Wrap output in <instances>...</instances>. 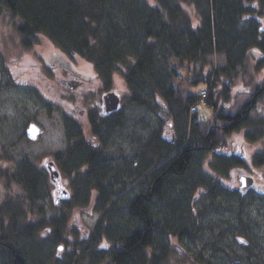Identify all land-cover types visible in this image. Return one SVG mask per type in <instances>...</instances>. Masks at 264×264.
<instances>
[{
    "label": "trees",
    "instance_id": "16d2710c",
    "mask_svg": "<svg viewBox=\"0 0 264 264\" xmlns=\"http://www.w3.org/2000/svg\"><path fill=\"white\" fill-rule=\"evenodd\" d=\"M255 2H263V5L258 6ZM262 6L264 8V0H0V13L6 9L14 18L21 19L18 29L25 34L26 40L43 33L64 51L93 59L105 74L120 63L125 80L133 91V100L148 103L143 94L146 89L153 88L156 106L166 107L176 116L184 110L198 107L200 95L192 94L187 100L175 95L171 79L176 77L178 70L169 60L198 62L204 67L209 64L210 55L224 54L226 62L220 68L222 75L236 73L245 66L251 54L264 60V23L261 20L264 12L261 19L256 15L247 17L253 10L260 13ZM165 57L167 61L163 63ZM203 75L193 83L201 80L210 83L211 75L208 78ZM251 92L250 102L232 115L219 102L215 90L205 89L202 94L205 98L209 96L206 103L213 110V122L210 118H202L189 126L192 134L187 132L184 137L170 143L162 138L160 129L156 130L147 140L152 155L149 148L141 145V156H131L133 159H128L130 167L125 161L126 166L123 170L117 169V175L115 166L109 165L101 150L84 139L77 140L73 151L63 155L73 157L75 168L68 166V169L75 174L74 181L84 178L74 183L77 187L72 186L73 201L78 206L94 203L95 212L100 213L98 229L92 239L105 241L107 238L105 244L122 250L120 257L127 258L125 262L137 258L138 264H166L168 247L165 244L159 246V235L167 232L169 234L165 238L191 237L186 229L177 226L184 206L179 195L185 182L189 183L187 175L192 176L198 155L214 151L228 134L252 125L249 114L264 99V83L256 85ZM226 98H229L228 93ZM93 126V134L100 139L103 135L101 127L96 121ZM189 134L191 137L187 140L185 137ZM163 146L169 151H157ZM154 152L161 154L156 156ZM243 155L240 149L220 155L217 160V170L221 175L219 181L234 179L235 173L232 174L231 170H238L239 176L248 173L239 167L248 165ZM254 161L264 167V153L254 157ZM27 163L21 168L15 167L1 179L6 182L4 188L11 185L10 180H15L24 189L25 194L19 197L26 201V218L28 214H38L43 218L46 213L45 195L40 188L46 185L48 177L35 169L31 162ZM125 170H130L132 175H121ZM192 177L195 180L196 174ZM193 185L195 187L197 183ZM125 194L134 196L125 202ZM3 201L0 203V264H43L42 249L33 244L26 246L27 238L37 236L46 226L44 237L49 239L45 243L50 240L56 244L63 242L71 209H64L60 204L65 200L57 203L54 199L49 206H59L62 213L60 211L49 223L44 217L38 227L40 230L27 220L23 228L17 224L19 229L16 230V224L5 226L2 216L12 203V197H5ZM69 201L70 198L66 200L68 205L72 200ZM9 213L14 214L15 219L24 215L10 210ZM130 220L133 222L126 234L124 224ZM160 227L165 229L160 231ZM21 229L27 238L23 236L20 239L17 235ZM165 238L164 243H167ZM54 258L60 264L59 257ZM72 260L73 256L65 262Z\"/></svg>",
    "mask_w": 264,
    "mask_h": 264
},
{
    "label": "rangeland",
    "instance_id": "374dc122",
    "mask_svg": "<svg viewBox=\"0 0 264 264\" xmlns=\"http://www.w3.org/2000/svg\"><path fill=\"white\" fill-rule=\"evenodd\" d=\"M255 3L258 6L263 5V2ZM259 11L260 13L258 10H253L251 14L248 13L247 17L256 15L261 19V14L264 12L263 6ZM249 20L252 18L250 17ZM261 20L264 23V17ZM20 22V18H14L6 9L0 13V198L12 197V203L7 207L4 205L6 209L2 213L3 219L5 218V226L19 224L23 228L25 220H27L37 229L41 226L44 217L49 223L50 219L59 215L60 211L62 213V208L59 206L58 208L49 206V203H54L56 198L51 178L48 177L46 185L43 186V189L40 188L41 193L45 195L43 200L46 208L45 216L42 218L38 214H28V218H26V201L25 199L20 200L19 197V195L25 194L24 189L15 180H10L11 185L4 188L6 182L1 177H7V172L14 171L15 167L21 168L27 162V164L31 162L35 169L38 168L39 171H42L45 160L53 159L54 154L66 152L70 143V135L73 141L84 139L88 143L97 142L98 137L95 138L93 132L90 131L86 117H77L72 113L71 106L67 102L64 103L65 100L61 102L60 99L62 93H64V98L71 97L73 94L70 92L77 93L82 100L78 106L86 109L91 107L95 109L93 112H98L96 100H101L102 97L96 95L95 89H88L85 91L88 93L85 94L71 91L60 81L51 77L47 79V83L44 82V76H51V69H54V64L62 56V52L73 63L74 69L89 79L96 74V63L93 59L64 51L43 33L33 37L32 40H26L25 34H22L18 29ZM208 59L210 60L209 64L204 67L198 62L180 63L176 59L169 60L170 64L178 70L176 77L171 79L175 95L187 100L192 94L201 96L205 89L212 88V91L215 90L216 95H219V102L227 107L230 114L234 115L250 102L252 88L264 83V60L251 54L245 66L239 68L236 73L222 75L220 68L225 65V55L217 53L210 55ZM163 61L165 63L167 58L165 57ZM122 67L118 63L115 67L116 71L111 75V88L122 97L120 124L117 129L114 127L115 130L112 129L113 126L104 129L103 135L99 139L101 154L109 160V165L115 166L116 172L123 170L122 168L127 164L130 167L131 162L128 159H133L131 156L135 154L138 155V158L141 156L140 154L143 152V150H139L141 145L146 149L149 148V154L152 155L151 145L147 140L151 139L152 133L156 130L160 129L162 138L170 143L178 140L187 132L189 133V126L202 118H210L213 122V110L206 103L209 96L206 97L207 99L204 97V102L202 101L203 97L198 96V107L189 108V111L184 110L176 116L168 111V108L156 106V98L152 95L153 88L144 91L143 97L147 98L148 103L143 104L133 100L131 98L133 91L125 80ZM40 72L43 74L41 80L38 78ZM203 74H206L207 78L211 75L210 83L202 80V82L193 83L198 77H204ZM51 85L56 86L57 99L53 98L54 96L49 91ZM227 93L229 98L225 99ZM86 99L89 101L85 102ZM64 112L66 117L68 115L75 116L73 117L76 118L78 124H75L73 129L66 128ZM249 115L252 118L250 127L247 129L244 127L228 134L214 151H209L204 156L198 155L192 169L193 174H196L195 180L192 177L193 174L192 176L187 175L190 179L189 183L185 182L181 195H179L181 200H184V206L180 212L182 213L181 222L177 226L186 229L191 237L165 238L169 234L167 232H164L165 234L162 236L159 235V246L163 247L165 244L168 247L166 264H264V236L258 239L252 237L251 240L245 238L244 235L249 233L245 228V223H249V221L242 222L234 218L235 215L236 217L240 215L239 219H241L250 214L256 218L262 216L261 219L264 220V167L256 165L254 161V157L264 153V99L258 102L256 108L252 109ZM32 121L37 122L44 130L36 140L30 138L27 133L30 128L29 123ZM104 136L110 141L106 142ZM237 149L244 153V159L248 162V165L239 167L254 178L255 189L246 191L247 188H240V177L244 173L239 176L240 172L236 169L231 170L232 174L235 173L234 179L219 181L221 175L217 170V160L222 153ZM123 174L132 175L130 170H125L124 173H121V175ZM111 178L113 177L111 176ZM72 179L74 181L75 174ZM83 179L80 177L78 180L83 181ZM78 180L74 183L80 182ZM194 183L200 185L194 187ZM74 187H77V184H74ZM124 196L123 200L127 202L134 195L125 194ZM70 201L69 205L66 200L62 203L64 209H71L72 212L68 216L70 222L62 243L56 244L51 240L45 243L49 239L44 237L46 226L43 227V230L38 228L40 231L33 239L25 237V231L22 229L17 235L20 236V239L23 236L28 239H25L27 240L26 246L33 244L36 248L42 249L43 264H49L51 260L54 264L56 258H51L58 256L57 249L60 245L65 246L62 253L64 258L60 264H66L64 262L71 256H73V260L68 264H75L76 261H79V264H98L97 259L105 252L103 247L107 239L105 241L92 239L98 229L100 213L95 212L94 203L78 206L73 201V195L70 197ZM40 203L42 202L40 201ZM9 210L24 215L15 219L13 218L14 214L10 215ZM19 226H16V230L19 229ZM124 226L125 233H129L130 224L127 223ZM164 227L166 228V226ZM165 228L160 227L161 230H158L162 231ZM262 228L264 230L263 226ZM164 238L168 239L167 243H164ZM77 254H81L80 257H77Z\"/></svg>",
    "mask_w": 264,
    "mask_h": 264
},
{
    "label": "flooded vegetation",
    "instance_id": "af4514ba",
    "mask_svg": "<svg viewBox=\"0 0 264 264\" xmlns=\"http://www.w3.org/2000/svg\"><path fill=\"white\" fill-rule=\"evenodd\" d=\"M72 64L73 63L70 61V59L67 56H65V54H63V52H62V56L59 57V60H57V62L54 64L55 65V67H53L54 69H51L52 70L50 73L51 76H48V75L44 76V82L46 81V83H47V79L51 77L56 81L58 80V82L60 81L63 85L68 87L71 91H75V92L78 91V92H81V94L82 93L85 94V93H88V92H85L86 90H88V89L94 90L95 89L96 95H98V96L101 95L100 98L102 97V99L96 100V104H97L96 110L98 112H93V110H95V109L94 108L92 109L91 107H89L90 109H86V108H83L81 106H78L79 102L82 100L77 93L70 92L73 95H71V97H68V98H64V93H62V97L60 99L61 102H63L65 100L64 103L67 102V104L69 106H71L70 108L73 111L72 113L75 114L77 117H79V116H85L86 117V119L90 125V131H92L94 129L93 125L95 124V121L97 123V126L101 127L100 131L102 133H103L104 129H108V127H110V126L115 127V126L119 125L120 119H121L120 107H121V103H122V97L116 90L111 88V82H112L111 75L114 71H116V68H115L116 66L110 70L109 74H105L95 64L97 67L95 69L96 74H94L93 77L91 79H89L88 77L83 76V74L80 75L79 72H77L74 69V66ZM42 77H43V74L40 72L38 74V78H40V80H41ZM101 77H103V79H101ZM96 78H99V79L96 80ZM55 87L56 86L51 85L49 88V91L54 96V97L53 96L52 97L57 99V90ZM108 93H116L121 97V103H120L118 109H115L113 111L107 110L104 97ZM86 98H87V96H86ZM87 101H89V100L86 99L85 102H87ZM65 114L66 113L64 112V116H65ZM73 116L68 115L67 117L66 116L64 117V120L66 123L65 125H66L67 129H71V128L73 129L74 125L78 124L76 122L77 121L76 118H74L75 116L74 117ZM93 121H94V123H93ZM110 122L112 125L110 124ZM32 123H34V122L33 121L30 122L29 126ZM35 123H37V122H35ZM67 126H71V127H67ZM102 127H103V129H102ZM43 132H44V130L41 127V134L38 136V138L43 134ZM27 133H28V130H27ZM94 137L96 138L98 136L94 135ZM69 142L70 143H69L65 153H67V152L69 153L70 151H73L72 149L76 145L77 140L73 141L72 136L70 135ZM93 145L97 149L100 150L99 139L97 142H94ZM72 159H73V157H70L68 154L67 155H63V154H59V153L54 154L53 159H48V160L44 161L43 170L39 171L40 173L44 174L46 177H49V179H50L51 174H50L49 168L47 167V164H49V162L54 163L55 168L57 169V171L59 172V175H60V187H57L55 184H53L54 185L53 193L55 195L60 193L62 191L61 189H63V188L67 189V191H69L71 193V185L74 187V181L72 179L74 176V173L68 169V166H71V169L73 167L75 168ZM71 181H73L72 184H71ZM254 184H255V182H254ZM248 189L249 190L255 189V185L249 186V187H247V190L246 189L245 190L248 191ZM0 196H1V192H0ZM4 199L5 198H2V199L0 198V203L4 202L3 201ZM63 202L64 201H62L60 204H62ZM64 250H65V246H64V249L62 251L57 250L58 257H59L60 261H62L61 259L64 258V256L62 257V253L64 252ZM103 250H105V252L102 253V255L97 259L98 264H138L136 262L137 258H133V259L125 262L127 260V258L125 260L124 258L120 257V253H122L123 251L120 249H117V247L116 248L115 247L113 248L111 246L108 247L105 244L103 247ZM51 259H54V257L52 256ZM122 259H124V260H122ZM151 259H152V255H151ZM51 262H52V260H51ZM56 262L57 261H54V263H56ZM64 263L68 264V262H64ZM147 264H150V262H147Z\"/></svg>",
    "mask_w": 264,
    "mask_h": 264
},
{
    "label": "water",
    "instance_id": "95a60500",
    "mask_svg": "<svg viewBox=\"0 0 264 264\" xmlns=\"http://www.w3.org/2000/svg\"><path fill=\"white\" fill-rule=\"evenodd\" d=\"M104 100L108 111H113L115 109H118L120 104V97L116 93L106 94ZM40 133H41L40 126L37 123H32L28 130L29 137L36 140V138H38ZM47 167L49 168L51 174V180L57 187H60V175L57 169L55 168L54 163L49 162V164H47ZM240 181H241V188L249 187L254 184L253 178L247 175L241 176ZM61 190L62 191L56 195L57 203H59L60 200H66L69 199L70 197V193L65 188ZM61 249L62 248L60 247V250Z\"/></svg>",
    "mask_w": 264,
    "mask_h": 264
},
{
    "label": "bare ground",
    "instance_id": "6f19581e",
    "mask_svg": "<svg viewBox=\"0 0 264 264\" xmlns=\"http://www.w3.org/2000/svg\"><path fill=\"white\" fill-rule=\"evenodd\" d=\"M120 105V104H119ZM118 126V125H117ZM117 126H115V129H117ZM112 129H114V127L112 128ZM114 129V130H115ZM189 133L190 134H192V130L191 129H189ZM182 137H184V136H182ZM105 138H106V142H109L110 140L106 137V136H104V140H105ZM187 140L189 139V136L187 135V137H185ZM185 139V140H186ZM162 149H164L166 152H168L169 150H166V147L165 146H163V147H160V148H158L157 149V151L158 150H162ZM154 154H156V156L159 154H161L160 152H154ZM152 161V160H151ZM151 161H149V162H151ZM108 184V186H109V184L110 183H107ZM200 184H197V186H199ZM232 214H235V213H232ZM234 216V215H233ZM242 216V215H241ZM250 214H248V216H244L243 218H241V219H239L240 218V215L239 216H237L236 217V215L234 216V218L236 219V220H241L242 222L245 220L246 222L247 221H249V223H245L246 224V226H245V228L249 231V233L248 234H245L244 236H245V238H247V239H249V240H251V239H253L252 237H254V238H261V237H263L264 236V230H263V228H262V226L264 227V220H262L261 218H262V216L259 218H256V217H254V216H250ZM249 217V218H248ZM251 219H252V221H253V223H255V222H257V223H259V224H253L252 223V221H251ZM229 222H230V220H228ZM132 220H130L129 221V224H132ZM246 232V231H245ZM247 233V232H246ZM32 236V235H31ZM243 236V235H242ZM243 236V237H244ZM35 236H32L31 238L33 239ZM118 239V238H117ZM53 263V260H52V262L50 263V264H52ZM55 264V263H54Z\"/></svg>",
    "mask_w": 264,
    "mask_h": 264
},
{
    "label": "built area",
    "instance_id": "2783aa9c",
    "mask_svg": "<svg viewBox=\"0 0 264 264\" xmlns=\"http://www.w3.org/2000/svg\"><path fill=\"white\" fill-rule=\"evenodd\" d=\"M203 96H205V94H203Z\"/></svg>",
    "mask_w": 264,
    "mask_h": 264
}]
</instances>
